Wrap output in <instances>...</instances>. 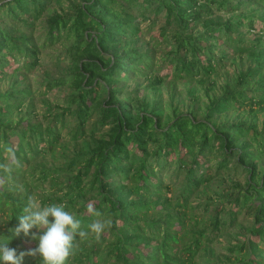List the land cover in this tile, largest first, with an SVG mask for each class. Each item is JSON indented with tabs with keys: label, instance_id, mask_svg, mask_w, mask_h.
Segmentation results:
<instances>
[{
	"label": "trees",
	"instance_id": "trees-1",
	"mask_svg": "<svg viewBox=\"0 0 264 264\" xmlns=\"http://www.w3.org/2000/svg\"><path fill=\"white\" fill-rule=\"evenodd\" d=\"M55 1L0 0V81L71 41L49 60L66 69L44 81L43 93L64 97L41 115L30 85L0 91V164L11 163L8 148L17 162L0 170V239L11 238L17 255L38 245V229L9 231L34 196L65 204L89 232L68 264H264V124L252 121L264 113V0H70L61 11ZM146 20L159 41L144 39ZM245 54L254 61L217 93L218 75ZM168 79L196 83L186 109L149 98ZM66 136L83 150L64 165L32 167ZM89 205L112 220L98 242ZM236 226L237 241L213 256L218 236ZM21 264L42 260L25 254Z\"/></svg>",
	"mask_w": 264,
	"mask_h": 264
},
{
	"label": "rangeland",
	"instance_id": "rangeland-1",
	"mask_svg": "<svg viewBox=\"0 0 264 264\" xmlns=\"http://www.w3.org/2000/svg\"><path fill=\"white\" fill-rule=\"evenodd\" d=\"M69 5H70V0H59V1H55L52 4L51 8L54 10L56 9L58 11H61L62 9L68 8ZM258 12H255V13H258ZM150 24L151 23L149 22V20L142 22V27L144 28V31H145L144 39L146 40L152 39L153 41H159L158 38L156 37V33H158V26H153L152 28H149ZM42 28L43 26L41 24L36 26V34L38 36L40 35L39 40L41 42L44 41L45 39V35H44L45 33L43 32L44 30ZM70 42L71 41H68V40L66 41L62 40V43L58 41L53 46H47V48H45L42 53L43 55L42 59L44 62L43 65L39 66L38 68L34 70H31L30 72H26V74L22 76L17 73V74H12L9 77L3 78L0 81V91L11 89L13 86H15V84L17 85L16 87L18 89H24L28 85H30L29 88L32 91L31 97L34 99V103H35L33 110L36 113L41 115L46 110L45 105L47 104V102L55 103L59 97H62V99L64 97L63 94L59 90H55L51 93L49 92L51 94L50 96L47 95L46 93H43V91L45 90L44 81L46 77L51 76V75H57L60 73V71H63L66 69V65L68 64L67 62L64 61L62 63L52 64L49 62V60L53 57V55L55 56L61 51L63 53V51L67 48ZM162 47L163 46L157 47V50H156L157 59H160L161 55L164 53V51H162ZM253 61L254 60L250 58L249 54H245L236 60L235 66H233L231 69L225 72H221V74H219L217 77L218 86L216 88V92L220 93L224 89V85L226 84V82H228L232 78L233 75H236L237 73H239L241 69H245L247 65H249ZM138 80L141 81L142 79L139 78ZM195 85L196 83L192 81H187V82L183 81V82L177 83L174 80L168 79L165 81V83L162 86L158 88L156 92L153 93V91L150 90L149 98L152 99V97H155L157 95L156 97L161 99L165 109H168L172 105H175V106L177 105L181 109H186L191 104V101L189 99V92L191 88L194 87ZM205 99H206L205 97L203 98L201 97V100L198 99L195 102L204 103ZM251 117H248L249 121L250 119H252ZM252 121L258 124V126L261 128L264 124V113L259 114L257 118L256 119L253 118ZM65 143H67V145H65ZM82 147H83L82 144H79V143L76 144L72 142L70 138H67L64 140L62 146L57 147L59 152H57L54 155H52V153H49L46 156H42L40 159H38V161H36L33 164L32 167L38 166L39 168H41L46 165H52L53 163L56 165L57 164L64 165L67 163L68 155L80 152L81 150H83ZM225 178H226L225 183L227 184L229 183L230 179H233L235 177L228 176ZM48 186H49L48 182L42 183V185L39 188L36 186L35 187L33 186L34 188L33 191L37 195L39 192L44 190V188L49 189ZM206 191H207L206 192L207 194L215 196L216 192H218V189H217V186H215V184L212 183L211 186H209ZM196 197L191 198L194 204H197L199 201ZM200 197H202L203 199L207 198L206 194L205 196H203V193H202V196ZM199 211L201 212L203 211V209ZM243 223L244 225L248 224L247 221H245V219H243ZM239 227L240 226H236V228H231L228 231H225L221 235L218 236V238L216 239L211 249V253L213 256H215L219 251L228 252L227 246H229L231 243L236 242L238 239L237 237H238ZM211 262H213V260H211ZM211 262L209 263L206 262V263L211 264Z\"/></svg>",
	"mask_w": 264,
	"mask_h": 264
},
{
	"label": "clouds",
	"instance_id": "clouds-1",
	"mask_svg": "<svg viewBox=\"0 0 264 264\" xmlns=\"http://www.w3.org/2000/svg\"><path fill=\"white\" fill-rule=\"evenodd\" d=\"M6 151L13 159L11 163L0 164V170L10 174L13 164L17 162L14 159V151L11 148ZM88 211L97 217L88 225V229L98 242L102 234L111 229L112 220L103 218L102 213L91 205ZM18 218V227L9 231L14 233V236H19L21 232L28 236L32 229H38L39 234L32 233V239L38 241V245L28 253L21 252L17 255L16 249L9 246L11 238L0 239V264H21L25 254L39 257L42 264H68L79 247L78 237L84 239L89 235V232L81 230L82 221L67 211L65 204L42 205L34 196L28 198L23 214Z\"/></svg>",
	"mask_w": 264,
	"mask_h": 264
}]
</instances>
